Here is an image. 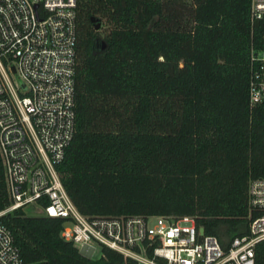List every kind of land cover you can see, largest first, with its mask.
<instances>
[{"label":"trees","instance_id":"16d2710c","mask_svg":"<svg viewBox=\"0 0 264 264\" xmlns=\"http://www.w3.org/2000/svg\"><path fill=\"white\" fill-rule=\"evenodd\" d=\"M251 3L77 0L76 131L57 170L82 214L190 216L225 247L248 233L249 186L264 179V103L249 94L264 21ZM10 204L0 159V212ZM1 221L27 264H137L107 247L86 258L62 219Z\"/></svg>","mask_w":264,"mask_h":264},{"label":"built area","instance_id":"2783aa9c","mask_svg":"<svg viewBox=\"0 0 264 264\" xmlns=\"http://www.w3.org/2000/svg\"><path fill=\"white\" fill-rule=\"evenodd\" d=\"M251 20L264 21V0H252ZM77 37V0H0V159L11 201L0 212V264H27L1 221L18 209L65 220L61 236L91 259L94 241L137 264H258L264 179L249 186L248 233L227 247L194 217L90 218L77 209L57 170L76 131ZM250 71L256 107L264 103V49L252 47Z\"/></svg>","mask_w":264,"mask_h":264},{"label":"rangeland","instance_id":"374dc122","mask_svg":"<svg viewBox=\"0 0 264 264\" xmlns=\"http://www.w3.org/2000/svg\"><path fill=\"white\" fill-rule=\"evenodd\" d=\"M28 213L31 214L32 216H40L42 214L41 211H35L34 209H29ZM91 244L96 249L95 254L93 255L92 259H99L102 254V246L99 243L94 242V241H92ZM78 249L80 251L81 247L78 246Z\"/></svg>","mask_w":264,"mask_h":264},{"label":"water","instance_id":"95a60500","mask_svg":"<svg viewBox=\"0 0 264 264\" xmlns=\"http://www.w3.org/2000/svg\"><path fill=\"white\" fill-rule=\"evenodd\" d=\"M96 27H97V29H99L100 23H98ZM201 233L204 234L205 233V230L204 229H201ZM80 254L83 255V256H85L88 259H91V255L87 254L84 251H80Z\"/></svg>","mask_w":264,"mask_h":264}]
</instances>
